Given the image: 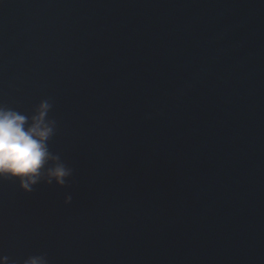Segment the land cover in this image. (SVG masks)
<instances>
[{
    "label": "water",
    "instance_id": "water-1",
    "mask_svg": "<svg viewBox=\"0 0 264 264\" xmlns=\"http://www.w3.org/2000/svg\"><path fill=\"white\" fill-rule=\"evenodd\" d=\"M42 100L71 175L0 179V255L264 264V0H0V104Z\"/></svg>",
    "mask_w": 264,
    "mask_h": 264
},
{
    "label": "clouds",
    "instance_id": "clouds-1",
    "mask_svg": "<svg viewBox=\"0 0 264 264\" xmlns=\"http://www.w3.org/2000/svg\"><path fill=\"white\" fill-rule=\"evenodd\" d=\"M52 105L42 100L30 116L0 104V179L18 181L25 192L44 182L65 185L71 175L60 157L53 155L48 141L56 130V121L49 118ZM71 197H66L65 203ZM0 264H16L0 255ZM22 264H49L46 254L31 255Z\"/></svg>",
    "mask_w": 264,
    "mask_h": 264
}]
</instances>
